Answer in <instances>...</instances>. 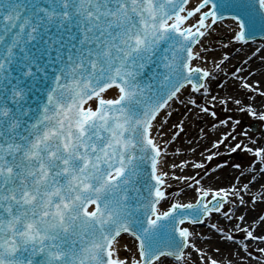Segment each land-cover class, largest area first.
<instances>
[{
  "label": "snow or ice",
  "instance_id": "1",
  "mask_svg": "<svg viewBox=\"0 0 264 264\" xmlns=\"http://www.w3.org/2000/svg\"><path fill=\"white\" fill-rule=\"evenodd\" d=\"M229 20L236 28L216 43ZM256 33L264 0H0V264H233L214 240L264 242L253 231L264 215L248 222L264 204V130L256 139L233 120L264 122V82L249 79L264 74V44L243 50ZM233 50L259 66L230 70ZM229 82L242 97H219L213 85ZM189 114L224 128L208 160L221 147L252 154L250 166L233 165L241 186L183 175L203 168L181 158L195 149L175 147ZM241 243L244 260L253 253Z\"/></svg>",
  "mask_w": 264,
  "mask_h": 264
},
{
  "label": "bare ground",
  "instance_id": "2",
  "mask_svg": "<svg viewBox=\"0 0 264 264\" xmlns=\"http://www.w3.org/2000/svg\"><path fill=\"white\" fill-rule=\"evenodd\" d=\"M227 25H231L232 29L236 28L235 22L229 20L225 22V26L219 28L214 34H213V40L215 41L219 36L226 37L228 40L231 36V31L227 27ZM219 41H216L218 43ZM227 42V41H226ZM225 42V43H226ZM243 42H238L235 44L234 48L239 49L242 47ZM260 44H264V40L258 41L257 44L250 45L252 49L255 47H258ZM215 46V45H213ZM244 51H249V46L245 45L243 46ZM233 57L231 65L228 67L230 70L235 71L237 68H241L242 70H246L249 67V64H251L252 67H258L259 61L249 62V64L242 63V55H238L235 50H233ZM216 59L219 61V54H216ZM211 62V58L209 60V63ZM238 64L239 67H234V64ZM246 74V72H245ZM222 81V78H219ZM250 80L252 79H260L262 82H264V74L257 75L255 77H250ZM213 88L216 92L219 93V97L222 98L225 95V91L229 93H236L238 98L243 96V92L240 91L234 82H229V85L226 89L221 90L216 87V85H213ZM242 93V94H240ZM251 95V94H250ZM216 107H221L224 110V113L226 112V109L221 105H216ZM264 110V109H262ZM184 110L181 109V112ZM235 111V109H233ZM224 113L221 119L225 118ZM228 115H233V112H228ZM239 119L241 121V124L244 129H248L250 131L249 126L252 124H258L259 126L264 128V122H261L258 120V118L251 117L250 115H244L239 112H235V115H233V120ZM173 122H175V117L173 119ZM215 121L213 118L209 116H205L203 114H200L199 116L194 114H189L188 118L186 119V125L184 131L180 134L179 143L175 145V147H181L182 149H195V151H184V154L181 158L188 160L190 163H201L203 164V168H192L188 167L183 170V175L186 176H195L196 179H200L201 184H204L206 186H211L213 188H225L231 192V185L236 184L238 186H241V183L239 180H237V177H240V170H237L233 165L239 164L235 160L231 158L224 159V156L226 154H229L232 156L233 153H227L224 149V147L220 148L221 153H223L222 156H214L212 160H208V156L215 152L216 149L213 147V144L216 139H218L222 132L224 131V128H220L219 131L214 129L212 127V124ZM166 130L168 131V134H171L170 126H166ZM255 133L254 138L258 139L259 134L257 132L250 131V134ZM174 150V148H170V151ZM244 152V151H243ZM245 155L249 157L247 163L244 164V166L241 165V168H245L247 166L251 165V161L253 159V156L251 153L245 152ZM224 160H227L228 163L224 164ZM179 163V160L176 161ZM217 164H222V168H217ZM205 171L208 172V175H205ZM199 173L197 176L196 174ZM179 174V173H178ZM203 177V179H201ZM241 180L244 183H247L246 177H241ZM190 182V181H189ZM264 182V181H262ZM183 182H181L179 185H174L170 191L175 193L177 191L178 187H183ZM195 185L191 189H186L185 193L182 196V200L184 202H187L189 200H194L196 198V192H195ZM259 185H256L252 188V194H255L256 192L260 191ZM210 198V197H209ZM245 199H249L248 195H245ZM237 198V203H238ZM167 204H164L163 207L166 209ZM226 206H232L231 204H227ZM241 214H244V206H240L237 210V217ZM257 215H264V204H258L255 209H250L248 213V222L250 223L252 220L256 219ZM216 220H219V222L223 225L227 222L224 221L221 217L218 215L214 216V222ZM235 224H239L241 228H245V223L239 221V219H234ZM229 228H232V224H227ZM197 230L202 233L203 236H208L209 230L204 227H197ZM253 231L256 235H264V226H255L253 228ZM237 242L235 244L229 242L228 244H223L222 242H217L216 240L213 241L214 246H218L221 248V252L224 254V256L228 259H231L233 264H257L256 257L259 256V249L264 248V242H261L259 240H253V239H246L244 233L242 232H236ZM247 243L249 246V251L253 253L251 257H248L247 259L241 260V256L247 257V253L244 251L242 243Z\"/></svg>",
  "mask_w": 264,
  "mask_h": 264
},
{
  "label": "rangeland",
  "instance_id": "3",
  "mask_svg": "<svg viewBox=\"0 0 264 264\" xmlns=\"http://www.w3.org/2000/svg\"><path fill=\"white\" fill-rule=\"evenodd\" d=\"M220 40H224L225 42L227 41L226 37L219 36V38H217L215 40V42L220 41ZM234 67H239V65L236 63V64H234ZM240 94H242V93H240ZM214 110H217L220 113V117H222L224 110L221 107H215ZM253 125H255V128H253ZM263 129L264 128L259 126L258 124H252L250 127V131L257 132L258 134H260V131H262ZM227 158H231V159L235 160L236 162H238L242 166H244V164L247 163L248 159H250L249 157H247L245 155V152L239 151V150L236 153H233L232 156L229 154H226L224 156V159H227ZM200 227H204V226H200ZM204 228H206V227H204ZM206 229H208V228H206Z\"/></svg>",
  "mask_w": 264,
  "mask_h": 264
},
{
  "label": "water",
  "instance_id": "4",
  "mask_svg": "<svg viewBox=\"0 0 264 264\" xmlns=\"http://www.w3.org/2000/svg\"><path fill=\"white\" fill-rule=\"evenodd\" d=\"M262 40H264V38L263 39H257V41H262ZM258 43V42H257ZM257 43H252V42H249V45L248 46H250V45H254V44H257ZM115 93L113 92V93H110V95H114ZM200 226H203V225H200ZM128 240H129V237H127V235H125V240H124V242H128ZM122 255H128V253L127 252H122L121 253Z\"/></svg>",
  "mask_w": 264,
  "mask_h": 264
}]
</instances>
